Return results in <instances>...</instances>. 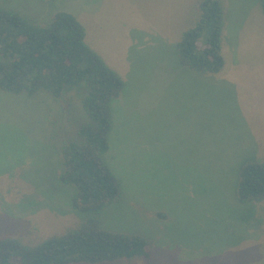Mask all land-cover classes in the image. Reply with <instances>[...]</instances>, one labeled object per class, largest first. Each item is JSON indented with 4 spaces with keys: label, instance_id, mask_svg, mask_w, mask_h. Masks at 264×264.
I'll return each instance as SVG.
<instances>
[{
    "label": "rangeland",
    "instance_id": "1",
    "mask_svg": "<svg viewBox=\"0 0 264 264\" xmlns=\"http://www.w3.org/2000/svg\"><path fill=\"white\" fill-rule=\"evenodd\" d=\"M219 1L224 65L200 73L176 54L199 0H0L37 23L73 14L125 82L105 155L122 198L98 219L154 245L146 259L102 264H264V201L244 220L235 196L239 168L264 158V14L259 0ZM81 92L0 91V238L33 245L83 220L58 156L84 118ZM168 114L188 119L169 129Z\"/></svg>",
    "mask_w": 264,
    "mask_h": 264
},
{
    "label": "trees",
    "instance_id": "2",
    "mask_svg": "<svg viewBox=\"0 0 264 264\" xmlns=\"http://www.w3.org/2000/svg\"><path fill=\"white\" fill-rule=\"evenodd\" d=\"M264 14V0H259ZM196 19L176 44L181 65L200 73L220 72L223 9L219 0H199ZM125 87L121 75L85 41V29L68 12L37 23L19 11L0 6V91L32 97L44 92L60 100L80 90L83 120L59 146L60 180L72 188V208L83 214L76 227L30 245L0 238V264H102L146 259L154 241L102 227V210L122 198L120 180L106 163L112 129V102ZM235 196L248 206L264 201V158L238 170ZM81 214V215H82Z\"/></svg>",
    "mask_w": 264,
    "mask_h": 264
},
{
    "label": "crops",
    "instance_id": "3",
    "mask_svg": "<svg viewBox=\"0 0 264 264\" xmlns=\"http://www.w3.org/2000/svg\"><path fill=\"white\" fill-rule=\"evenodd\" d=\"M175 75L174 74H171V76H168L169 78V81L174 77ZM168 79H165L164 83L167 82ZM169 83V82H168ZM167 83V85H168ZM180 117V118H179ZM162 119H166L169 121V124L172 125L169 129L173 128L175 125H177L179 122H184L187 118V116L185 115H179V114H168V115H165ZM127 131V129H126ZM157 157H165L163 155H159L157 154L156 155Z\"/></svg>",
    "mask_w": 264,
    "mask_h": 264
}]
</instances>
